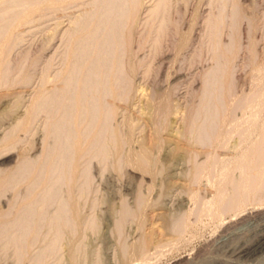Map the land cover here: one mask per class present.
I'll list each match as a JSON object with an SVG mask.
<instances>
[{"label":"bare ground","instance_id":"bare-ground-1","mask_svg":"<svg viewBox=\"0 0 264 264\" xmlns=\"http://www.w3.org/2000/svg\"><path fill=\"white\" fill-rule=\"evenodd\" d=\"M81 1L0 0V89L6 91L16 84L31 89L26 96H15L9 104L10 124L0 129V161L10 158L16 150L18 162L13 170L0 168V201L7 191L13 193L4 203L0 202V243L14 251V264H22L36 240L48 243L42 252L32 256L31 264H41L47 257L55 256L53 254L65 235L81 236V228L87 226L94 230L95 218L91 215L86 219L81 215L82 205L78 201L91 192L92 161L107 159L111 147L122 151L131 138L129 132L123 134L113 124L121 101L127 100L132 87L122 70L118 51L122 52L132 26L141 19L143 0H90L89 13L74 21L72 18L73 22L69 21L65 30H53L34 52L32 65L36 68L45 55L43 53L51 48L39 71L27 72L15 79V71H20L17 63L21 64L31 56V49L24 53L19 51L27 31L36 29L35 23L39 18L44 17V20L47 13L64 12L66 7ZM171 1L155 0L144 10L147 13L145 22L155 34L152 37L155 54L166 31L164 15ZM232 17L237 19L238 14L234 13ZM155 20L157 23L153 24ZM217 24L215 16L206 18L210 37L214 38ZM56 36L59 46L52 45ZM238 48L239 44L223 46L218 53V69L230 67ZM223 77L216 73L204 77L205 94H211L215 83L225 79L228 93L232 87L230 76ZM252 103L249 102L251 107ZM263 103L259 98L254 107L260 108ZM247 105H243V110L245 106L250 107ZM150 110L151 120L157 124L155 127L163 128V121L158 124L157 120L168 115V98H162ZM200 110L208 111L203 103ZM251 112L245 117L243 113L240 119L233 115L221 117L219 114L218 117L208 112L201 124L197 122L198 131L192 140L205 150L200 151L201 155L191 152L188 155L190 165L180 175L187 186L184 193L189 206H180L187 208L168 229L170 237L174 238L152 247L147 244L148 238L131 242L129 247L122 243L125 246L120 244L121 250L117 254L121 264H159L171 248L183 241V233L192 224L202 223L203 217L213 228L210 240L199 250L190 253L191 250L188 258L171 264H264V118L258 120L260 114ZM194 120L189 123L190 129L196 127L197 119ZM242 124H245L244 128ZM38 126L41 137L34 141ZM37 145L40 152L33 155ZM124 159L123 165L131 164L142 173L154 175L146 147L133 151ZM20 185L24 189L19 190ZM136 200L141 208L147 203V196L138 195ZM135 211L121 208L122 217H137L141 227L143 217ZM238 224H244L245 228L235 231ZM78 253H68L64 257L65 263L86 264V259Z\"/></svg>","mask_w":264,"mask_h":264},{"label":"rangeland","instance_id":"rangeland-1","mask_svg":"<svg viewBox=\"0 0 264 264\" xmlns=\"http://www.w3.org/2000/svg\"><path fill=\"white\" fill-rule=\"evenodd\" d=\"M83 1L80 4L68 6V9L66 7L64 12H52L54 15H50L51 12L47 13V17L45 16L47 19L39 18V21L35 23V30L27 31L19 51L20 53L29 52L30 49V52L34 51L33 54L29 52L31 56L29 55L30 57H27L23 63H17L21 72L15 71V79L17 76L22 77L24 73L39 71L41 64L46 61L44 56L49 57L51 48L43 53L45 55L42 56V60L39 59L40 63L36 68L32 65L34 52L38 51L37 49L44 44L46 37L48 38L53 30H65L70 22L90 12L91 1ZM154 1L143 0L142 9H148ZM144 10L140 12L141 19L132 26L126 46L122 52L118 51L122 70L128 75L132 87L127 100L121 101L113 124L117 125L123 134L129 132L131 138L124 144L122 151L111 147L107 159L92 161L90 171L92 186L89 188L91 192L78 200L82 205L81 215H84L86 219L92 215L96 226L94 225V230L88 226L82 227L81 236L77 235L78 237L65 235L61 239L57 252L53 254L55 258L49 256L41 264H57L58 262L67 264L64 257L71 251L78 253L80 249L78 254H82L86 264L97 262L121 264L117 257L121 246L129 247L131 242L134 243L142 238L144 241L148 238L147 244L151 247L160 246L172 240L174 236L170 237L168 229L180 217L179 214L187 208L186 206L182 209L180 206L188 205V202H185L184 193L187 186L183 180L184 177L180 175L190 165L188 155L191 152L201 155V152L205 150L204 146L200 147V144L192 140L201 120L209 114L208 112H213L218 117L219 114L221 117L233 115L240 119L243 118V113L245 117L253 111L254 114L261 115L258 116V120L264 118V103L260 108H255L259 98L264 102V0H172L166 10L167 14L164 15L166 31L159 40L160 45L156 54L153 53L152 42L155 34L145 22L147 13ZM234 13L238 14L237 19L232 17ZM209 15L215 16L218 20V29L214 38L209 36V28L205 26V20ZM155 21L153 24L157 23V20ZM54 43L59 46V37H55L52 45ZM227 44H239L238 51L231 65H228L230 66L227 67L228 69L224 67L218 69V53ZM54 60L59 61L58 57ZM214 73L224 77L230 76L232 87L228 93L226 79L223 77L225 80L217 81L211 94L210 92L205 94L202 80L208 74ZM11 88L6 91L0 89L1 130L10 124L12 114L9 104L15 96L20 94L26 96V93L31 90L27 85L23 87L16 84ZM164 97L170 101V111L166 117L158 118L157 123L163 121L161 123L163 128L157 129L156 122L151 120L150 107L159 104ZM248 99L254 103L251 104L253 108ZM201 103L207 107L208 111H199ZM243 105L250 106L251 109L245 106L243 110ZM192 119H197L195 129L189 128ZM243 126L245 124L241 127ZM35 133L36 135L33 136L35 138L32 140L38 141L41 137L39 126ZM141 147H146L150 152L154 172V175L150 174L152 176L149 173H142L131 164L123 165L124 158L129 157L133 151ZM37 148L40 150L37 145L33 155L39 154L40 151ZM15 151L10 158L0 161L1 169L5 168L9 171L17 166ZM62 187L61 190L64 191ZM18 189H24L23 185H20ZM11 194H13L11 191H7L5 198H1L0 202L4 203ZM200 194L203 195L202 190ZM138 195L147 196V203L142 204L141 208L136 200ZM122 206L127 210H136L137 214L139 212L143 217L141 227L137 217H122ZM205 218L203 217L202 223L192 224L187 233H183V241L176 244L178 249H175L176 246L171 248L168 254L161 258L159 264H171L176 260L188 258L190 253L204 247V243L210 240L213 232L212 226L207 224ZM120 221H123L122 224ZM118 223L121 226L118 227ZM244 228V224H238L235 231H242ZM44 241H34L22 264H31L32 256L42 252L48 243ZM57 254L61 260L57 259ZM14 261V251L11 247L5 248L4 243H0V264H14Z\"/></svg>","mask_w":264,"mask_h":264}]
</instances>
